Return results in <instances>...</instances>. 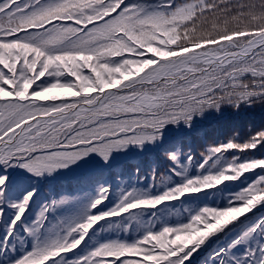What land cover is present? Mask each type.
<instances>
[{"label": "snow or ice", "instance_id": "snow-or-ice-1", "mask_svg": "<svg viewBox=\"0 0 264 264\" xmlns=\"http://www.w3.org/2000/svg\"><path fill=\"white\" fill-rule=\"evenodd\" d=\"M256 103H264V0H164L155 8L148 0H0V248L37 194L14 183L8 169L31 179L91 154L107 163L114 152L160 140L168 125L190 128L206 111ZM261 145L264 130L210 146L199 167L211 162L216 171L188 178L173 169L183 176L179 185L155 197L122 192L107 212L94 211L111 194L102 187L82 218L41 241L48 213L66 203L53 200L24 227L34 245L14 264H188L211 236L264 203V173L224 210L204 208L189 223L150 230L132 244L105 243L75 259L68 254L102 221L264 170V158L224 155ZM169 159L180 167L178 153ZM258 229L264 220L232 247ZM222 252L216 255L224 264ZM259 253L264 264V246ZM256 256L250 250L245 258Z\"/></svg>", "mask_w": 264, "mask_h": 264}, {"label": "trees", "instance_id": "trees-1", "mask_svg": "<svg viewBox=\"0 0 264 264\" xmlns=\"http://www.w3.org/2000/svg\"><path fill=\"white\" fill-rule=\"evenodd\" d=\"M135 2L136 0H128V3L130 4ZM163 2L164 0H148V3H150L153 8ZM84 71L87 73V69ZM68 79H71V77H68ZM45 80L47 83H51V80H48L47 77H45ZM259 130H264V103H256L251 106L243 104L238 109L233 108L231 105H224L219 111L209 110L201 116L194 117L190 128L185 127L182 123L179 125H168L165 128L164 134L160 140L150 144H145L142 147L130 146L124 151L114 152L115 156H118V158L113 161H111L113 158H110L108 161H111L110 163H104V161L101 160V168H97L96 170L90 172L89 175H83L82 177H69V180L66 177H61V180L62 182H68L71 186H77L78 188L81 184L80 188L85 189H83V191H78L80 193H84L85 190L89 191L94 187L102 188L105 186L106 183H103L102 177L98 179L99 175L105 174L107 176L110 173L112 175L117 174L120 178L113 184H109L108 181V186H105L109 187L111 190L109 199L100 206V209H98L100 212H107L118 203L122 192L135 189L138 192L147 193L149 196L155 197L163 194V192L167 191L169 188L182 183L183 176L196 178L198 176L216 171V169L211 168V162L203 168L199 167L202 163L198 162V159L202 153H206L210 146L226 143L232 138H235L237 142H244ZM189 138H191V142L193 143H186ZM179 148L184 150V156L186 154L187 158L189 155L193 158V162L191 164L192 166L194 165L193 168L191 170L187 169V171H185L186 173L183 171V176L175 175V178L170 173H168L167 176L160 174L151 187L150 177L148 176L150 169L146 163L151 160L157 164V167H159L160 164L163 163V160L160 158L161 154H175ZM141 151L142 153H139ZM132 152L135 154L134 157L131 158ZM136 154L138 156H135ZM224 155L226 156V159H230L233 155H239V162L249 160L244 156V153H231V151H229L224 153ZM245 155L251 159L264 158V145L257 148L255 152L245 153ZM130 161H132V163ZM178 163L181 164L179 166L182 169L185 161L182 158H179ZM133 165L139 169V174L146 176L143 183L141 180L135 179V175L133 174L134 170L131 169V166ZM217 167L219 168V165ZM63 170L64 168L56 171L61 172ZM144 170L145 172H143ZM125 172L129 174L126 176ZM16 173L17 170L11 172V174ZM261 173V170L250 172V174L254 177L258 174L261 175ZM25 178H29V176L23 177L24 183H22V185H26ZM160 178L163 179L161 180ZM49 180H44V183L49 182ZM45 191L47 192V190ZM97 192L99 191L97 190ZM96 196L97 194L94 191L92 196L83 200L87 207L96 198ZM66 198L68 199L66 203L48 213V221L45 223V227L42 229L40 234L41 241L48 239L50 236L54 235L55 231L59 230L61 226L68 224L63 222L62 218L58 214L62 212L63 209L72 208L78 205L80 199L78 202H75L76 198L73 195H66ZM61 199H64V197L59 195L53 197L52 199L45 198V200L42 198V195H39L36 198L30 209L27 211V217L25 219L23 218L21 224L17 225L15 231L16 237L13 236L7 241V247L0 248V264H14V262L23 254L32 250L34 240L26 235L24 227L31 224L30 220L33 221L35 219L42 206L49 204L53 200L60 201ZM225 202H227V197L221 201L217 197H214V199L210 200H187L183 206L190 214L193 212L196 213L198 209L200 213L204 208L219 210L222 207L223 209V204ZM169 203L171 202H166L163 204V207H160V205L155 209L137 210L132 214L100 222L90 231L86 240L82 243L81 249H77L75 252L68 254L69 258H76L75 255L78 251H80V256H83L105 243L121 242L132 244L137 240L142 239L150 230L159 231L161 230L160 227H172L173 224L171 223V218H177V216L183 215V210L171 209L170 206L172 205ZM154 214L156 215V223L152 219ZM261 232V240H257V236H253L251 240H245L243 243L232 247V249L228 251L227 258H237V256H243L241 254L242 251H245L246 255V249L249 251L256 250V261L254 262L251 258L249 259L251 260V264L258 263L260 255L259 249L264 246V230L261 229ZM4 233L5 231L0 229L1 241L4 240ZM240 239L241 237L239 236L237 240ZM208 255L210 256L211 253H208L205 257L207 258ZM203 258L204 257L202 256L199 259L201 260V263L204 262ZM243 261L245 264H248L244 258ZM206 263L208 264L209 261H206Z\"/></svg>", "mask_w": 264, "mask_h": 264}, {"label": "rangeland", "instance_id": "rangeland-1", "mask_svg": "<svg viewBox=\"0 0 264 264\" xmlns=\"http://www.w3.org/2000/svg\"><path fill=\"white\" fill-rule=\"evenodd\" d=\"M186 143L191 144L193 142H191V138H189L188 142ZM183 151L184 150L182 148H179L175 154L178 153V159L182 158L185 161V163H183L182 169L184 173H186L185 171H187V169L191 170L194 165L193 166L191 165L193 161L189 163L188 158L186 154L184 156ZM139 153H142V151ZM134 154L135 153L132 152L131 158L134 157ZM135 156H138V155L136 154ZM244 156L247 159H251V158H248L245 155V153H244ZM110 158H113L111 160L113 161L114 159L118 158V156H115V154L112 153ZM160 158L163 160V163H161L159 167H157V164L155 162H152L151 160H149L148 163L145 162L148 165V168L150 169V172L148 173V176L150 177L149 178L150 186L154 184L153 174H155L156 177H159L160 174L167 176V174L170 173L175 178V174L173 173L172 170L176 169V171H180L181 169V167H177V164H174L173 161L169 159V154H161ZM119 159H123V158H119ZM101 160L102 159L99 156L95 154H91L89 157L84 158L82 161L78 162L77 164H73L67 168H64V170L61 172L55 171L51 174H44L43 176L39 178H36V177H32L31 179L25 178V182H26V185L31 186L34 190H36L37 194H36V197L34 198V201L39 195H42V198L44 200L45 198L52 199L53 197L57 195L63 196L65 201L68 200L66 198V195H73L76 198L75 202H78V200L80 199L78 205L72 208L63 209V211L58 214L62 218L63 222L70 223L74 219L82 218L84 211L87 210V206L83 200L84 199L86 200L88 197L92 196V193L94 191L97 194L98 193L97 190L99 191L100 187L99 188L94 187L89 191L85 190L84 193H80L78 190L83 191V189H85V188H80L81 184L79 185L80 186L79 188L77 186H71L68 182H65V181L62 182L61 177H66L69 180V177H82L83 175H89L90 172L96 170L97 168H101V165H100L102 164ZM203 161H204V156L200 155L198 162L203 163ZM110 162H107V163H110ZM130 162L132 163V161ZM68 168H74L75 170L68 169ZM131 169L134 170L133 174L135 175V179L141 180V182L143 183L145 181L144 179L146 178V176L139 174V169L135 167L134 165L131 166ZM14 170H17V173L11 174V172ZM258 170L260 169H257L254 171H258ZM261 171L262 173H264V170H261ZM143 172H145V170ZM8 174L10 176V179H12L14 183H16L17 185H22V183H24L23 177H27V176L30 177L31 175L20 168H10L8 169ZM125 174L127 176L129 173L125 172ZM259 175L260 174L254 177L249 172V173H246L243 177H241L237 181L225 182L217 186L214 189H207L201 193L188 194L179 200L170 201L171 203L169 204L172 205L170 206L171 209L183 210L182 212L183 215H179L177 216V218L176 217L171 218V223L173 224L172 227H177V226H181L183 224L189 223L195 215L199 214V209L197 210L196 213L193 212L190 214L189 212L186 211V208L183 206V204L186 203L187 200H190V201H194L195 199L210 200V199H214V197H217L221 201L222 199L227 197V202L223 204V209L222 207L219 209V210L221 209L224 210L225 208L229 206L230 202L234 200V197L236 196V194H238L241 190H244L248 186H250L257 179ZM101 177H102L103 183L104 182L106 183L105 186H108V181H109V184H113L120 178L118 177L117 174L112 175L111 173L108 174L107 176L105 174L99 175L98 179ZM44 180H49V182L44 183ZM45 190H47V192ZM204 195L206 196V198ZM199 196H202V197H199ZM160 207H163V205H161ZM94 211H99V210H94ZM27 214L28 213L26 212L24 219L27 217ZM155 216L156 215L154 214L153 217ZM261 220H264V203L258 205L251 212L239 218L237 221L226 226L219 233H216L213 236H211L205 242V244L199 249V251L193 254V257L188 262V264H204L200 262L201 260H199L202 256L204 257L203 258L204 262L206 260H209L208 264H221V257L216 255L217 253H220L221 250H223V252L221 253V256L223 257L224 264H245L243 261V258L247 261V263L250 264L251 260L249 258L247 259L245 258L246 257L245 251L241 252L243 256H237V258H233V257L227 258L228 251L232 249L233 243L237 240L239 236L242 237L244 233L248 232L251 228L256 226ZM6 222H7V218L5 219V223ZM31 222L32 221L30 220V223ZM162 228L163 227H160V229ZM0 229L4 230V224H0ZM260 235H262V232H261V229H258L255 233H253L246 240H251L253 236H257L256 239L261 240ZM4 236H5V233H4ZM14 237H16V234H14ZM79 249H81V246L78 248V250ZM248 252L249 250L246 249V254ZM208 253H211V255L210 256L208 255V257L206 258L205 256ZM79 256H80V251L76 253L75 257L78 258ZM254 264H258V263H254Z\"/></svg>", "mask_w": 264, "mask_h": 264}]
</instances>
